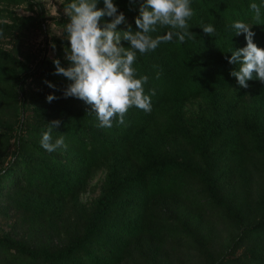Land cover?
I'll return each mask as SVG.
<instances>
[{
	"label": "trees",
	"instance_id": "16d2710c",
	"mask_svg": "<svg viewBox=\"0 0 264 264\" xmlns=\"http://www.w3.org/2000/svg\"><path fill=\"white\" fill-rule=\"evenodd\" d=\"M143 2L113 0L133 31ZM252 3L260 6L258 22ZM21 7L29 14H18ZM190 7L194 39L174 36L144 54L131 49L134 78L148 77L151 112L132 106L124 124L116 116L101 128L89 105L64 96L71 81L54 74L53 60L71 64L66 38L46 39L33 62L3 45L47 28L42 4L0 0V218L9 226L0 235V264H169L170 250L203 247L214 220L235 235L207 253L208 264H264V189L254 191L264 183V83L240 87L230 75L239 64L228 62L247 43L235 34L236 21L252 26L264 49V0H190ZM169 31L158 24L149 35ZM49 94L57 99L49 103ZM53 120L61 123L52 142L63 136L67 148L48 152L40 141ZM96 190L85 205L82 196Z\"/></svg>",
	"mask_w": 264,
	"mask_h": 264
},
{
	"label": "clouds",
	"instance_id": "9594fccd",
	"mask_svg": "<svg viewBox=\"0 0 264 264\" xmlns=\"http://www.w3.org/2000/svg\"><path fill=\"white\" fill-rule=\"evenodd\" d=\"M98 0H75L65 9L69 22L64 27L70 49H66V59L71 62L65 68L59 59L53 60L56 75H63L71 83L64 89L65 97H75L89 105L99 120L98 127H112L114 117L119 123H125V114L135 106L145 112H151V97L145 95L143 85L147 76L134 78L132 67L136 52L144 54L155 50L161 42H171L177 37L180 43L195 36L189 31L187 20L193 16L190 0H144L140 5L139 15L135 18L136 28L127 24L123 12H118L113 0H103L104 7L97 8ZM255 13L254 21H260V6L249 5ZM111 17V22L101 24V18ZM127 24L126 31H117V26ZM171 26L173 31L163 36L152 38L149 33L156 30L157 25ZM236 35L244 34L246 47L231 51L230 64H239L238 70L230 75L236 78L238 85L247 89L248 81L258 79L264 83V49L254 42L255 33L249 24L236 21L232 24ZM179 29V31H177ZM204 34L212 36L215 28L204 26ZM127 41L130 47L122 46L121 40ZM55 50V45H52ZM254 73L256 74L254 76ZM159 76V74H157ZM255 77V78H254ZM50 88L55 85L47 82ZM152 95L155 91L152 90ZM51 103L57 99L54 94L46 97ZM59 120L49 122L48 131L42 134L41 146L48 152L60 147L67 148L63 136L52 142V131L60 126Z\"/></svg>",
	"mask_w": 264,
	"mask_h": 264
},
{
	"label": "rangeland",
	"instance_id": "374dc122",
	"mask_svg": "<svg viewBox=\"0 0 264 264\" xmlns=\"http://www.w3.org/2000/svg\"><path fill=\"white\" fill-rule=\"evenodd\" d=\"M39 1L45 9L47 20V28L44 30H35L30 32L25 41L21 44L14 43V41H6L3 43L4 47L7 50L14 51L19 58L28 59L33 62L36 56L41 55V49L45 44V40L48 39L50 42L54 38L62 39L66 38V33H64V27L58 23L61 19L68 18L65 13L66 0H37ZM26 7H21L16 9L17 13L20 15H28ZM54 51H49V56H54ZM190 107V106H189ZM195 109L196 107H191ZM98 181L95 180L93 184H96ZM262 189H264L263 181H257L254 185V191L257 194ZM99 190L88 192L84 194L81 198L82 202L89 206L93 201L98 197ZM257 198V195H254ZM213 225L211 226V232H208L207 241L203 247H198L197 250L187 251V247H178L177 251H171L169 254V264H208L209 256L207 253L218 252L225 249L228 244L232 241L235 233L233 232L232 227L225 223L214 220ZM2 230H9V226L0 218V235Z\"/></svg>",
	"mask_w": 264,
	"mask_h": 264
}]
</instances>
